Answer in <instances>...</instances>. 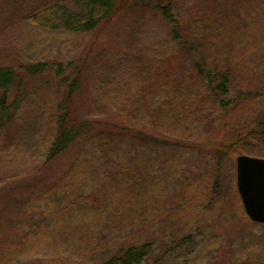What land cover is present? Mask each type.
I'll list each match as a JSON object with an SVG mask.
<instances>
[{
    "label": "rangeland",
    "instance_id": "374dc122",
    "mask_svg": "<svg viewBox=\"0 0 264 264\" xmlns=\"http://www.w3.org/2000/svg\"><path fill=\"white\" fill-rule=\"evenodd\" d=\"M56 3L0 0V78L26 96L0 125V264H101L146 240L143 264H264L237 187V158H264V0H118L87 34L32 21ZM77 78L82 127L47 163Z\"/></svg>",
    "mask_w": 264,
    "mask_h": 264
},
{
    "label": "trees",
    "instance_id": "16d2710c",
    "mask_svg": "<svg viewBox=\"0 0 264 264\" xmlns=\"http://www.w3.org/2000/svg\"><path fill=\"white\" fill-rule=\"evenodd\" d=\"M118 0H71V4L63 5L56 3L48 5L32 16V21L40 27L51 30H65L79 34H87L94 32L103 21L111 19L115 16L118 8L116 6ZM164 16L174 28L175 20L168 9H164ZM176 38V37H175ZM41 64L29 66L32 74L38 73ZM32 70V71H31ZM62 68L59 69L61 71ZM207 91L216 96L219 93L227 91L228 80L221 75L222 81L216 85L214 76L206 75ZM13 77L3 75L0 78V125L10 121L20 113L26 100L24 94H12L11 85L14 83ZM220 80V78H219ZM79 79L74 80L68 88L66 97L58 104V121L57 134L50 149L47 163L55 161L56 158L66 152L75 142L78 135V123H73L71 104L75 93L79 89ZM163 97V95H162ZM164 103L167 115L170 113V104ZM82 124V123H80ZM148 135V134H147ZM149 139L156 136L146 137ZM147 140V139H146ZM147 140V141H148ZM23 184V180L20 181ZM11 188H9L10 190ZM153 244L149 240L139 244H129L119 250L118 253L106 259L101 264H143L153 254Z\"/></svg>",
    "mask_w": 264,
    "mask_h": 264
},
{
    "label": "water",
    "instance_id": "95a60500",
    "mask_svg": "<svg viewBox=\"0 0 264 264\" xmlns=\"http://www.w3.org/2000/svg\"><path fill=\"white\" fill-rule=\"evenodd\" d=\"M237 187L246 214L255 223H264V158H237Z\"/></svg>",
    "mask_w": 264,
    "mask_h": 264
}]
</instances>
